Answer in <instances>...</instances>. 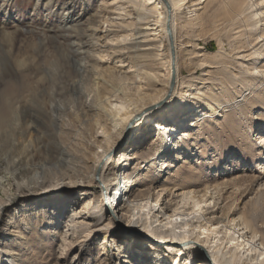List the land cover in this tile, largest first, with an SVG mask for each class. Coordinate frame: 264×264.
<instances>
[{
  "label": "bare ground",
  "instance_id": "1",
  "mask_svg": "<svg viewBox=\"0 0 264 264\" xmlns=\"http://www.w3.org/2000/svg\"><path fill=\"white\" fill-rule=\"evenodd\" d=\"M14 5V0H3L0 4V14L13 13ZM94 5L93 0H37L35 6L38 14L43 11L44 16L49 19L56 10L66 17H61L56 26H50L51 22L46 19L41 28H38L37 21H33L30 29L26 30L30 33L28 41H19L22 36L21 25H16L14 34L5 31L7 23L5 28H2L1 56L4 63L0 71L3 76L10 77L4 81L5 88L0 94V157L8 163L6 172L13 179L18 181L23 165L32 168L35 175L26 182L13 184L17 197L14 198L12 193L5 192L6 201L0 204V218L4 205L19 198L24 203L29 196L39 190L51 189L57 182L63 184H57L56 188L65 184L72 188L79 184L88 187L90 190H83L86 197H90L92 193L89 191L97 186L102 193V204L93 205V209L100 212L98 223L91 212H74L67 221L68 231L65 238L71 229L72 235L76 236L78 219L90 221L81 224L86 231L99 226L100 222H104L105 214L102 212L106 209L110 221L124 225L127 218L131 219L133 224L125 226L130 231L147 235L152 238L150 241L157 239V244L165 242L170 251L177 252L179 256L200 254V257L207 259L204 264H264V233L258 239L261 232L255 228L253 220L242 221L235 217L233 223L230 224L229 221V224L222 225L228 218L224 221L212 216L215 209L225 200H222V195L227 188L221 187L229 184L223 183L214 187L206 185L202 188L204 182L195 181L184 187L182 195H177L176 198L182 199V203H168V194L164 196L165 199L160 200L161 192L166 191L164 189L159 190L160 194L155 199L152 194L138 195L136 188L140 180H135L134 173L125 172L129 158L125 152L115 154L116 148L128 138L129 133L134 130L135 138L143 136L146 132L141 129V124L146 120H150V123L157 117L153 125L159 131V151L165 153V156L161 157L163 167L166 166L171 147L169 148V138L164 135L168 131L181 132L179 135L182 137H179V140L182 144L179 146H184L185 138H191L190 131L185 129L186 126L190 127L191 123L198 122L201 116L216 114L217 109L222 106L218 101L228 94L224 91L218 98L214 92L211 96L205 95L208 101L203 103L204 110L200 112L199 108H196L198 104L188 101L186 106H178L173 113L167 114L168 116L159 115L162 105L158 104H169L179 95L177 16L184 15V21L190 18L188 26L197 31L203 23V14L199 13L202 10L207 9V20L217 24L220 18L222 23L233 21L235 18L239 21L245 7H248L249 10L255 9V13L252 12L253 18L258 19L255 26H263L264 0H230L226 4L223 0H102L97 12ZM209 12L212 13L209 15ZM104 13L108 14V19L104 18ZM126 17H133L131 19L134 22L125 24L123 20ZM101 22L106 23V28H110L109 33L113 34L110 38L97 37L96 28ZM114 27L125 34L111 30ZM184 27L185 25L182 26ZM185 29L190 33L189 27ZM259 32L257 38L251 39L249 36V47L257 41L258 44L264 45V29ZM157 38H164L161 47H156ZM128 41L135 43L129 47L122 44ZM97 46L101 47L100 54L96 52ZM222 46L220 42L221 49ZM236 48L240 52L248 49L239 46ZM160 50H165V55L161 54ZM122 54L132 58L136 65L135 73L129 74L126 71L129 62L128 58H121ZM253 55L262 57L264 52L261 49L254 50ZM162 57L165 58L164 62H160ZM196 57L194 59H197ZM114 59L117 60L115 63ZM9 62L12 65L10 70L6 66H10ZM143 62L150 66L161 65L160 71L166 69L163 76L167 81L166 86L164 82L158 83L163 78L161 73L138 69L139 63ZM198 64L208 67L202 60L196 65ZM210 68L219 69L217 66ZM260 69L258 66L249 67L248 72L264 73L263 69ZM231 75H234L232 71H226V78ZM252 78L254 79L244 76L242 79L246 89L240 99H249L246 94L249 92L251 95L252 82L257 77ZM137 79L142 82H139L140 86L133 88L138 83ZM230 79L232 80V77ZM229 82L227 87L224 85L222 88H232H229V97L234 99L237 90L234 92L231 84L235 81ZM145 83L152 84L155 88L163 85L164 88L153 96L143 97L139 92ZM132 89L136 90L137 96L134 99L129 96ZM261 89L260 95L264 92V85ZM170 93L168 101H164ZM182 95V99H185L184 93ZM191 95V99L200 98V94ZM210 101L218 103L219 107H213ZM250 101L253 105L264 106V98ZM189 120L191 121L188 122ZM172 121L175 123L171 124ZM229 121L233 123L234 117ZM98 131H102L109 139L108 144L103 145L101 141L96 140ZM7 146L10 148H6ZM98 148L103 149L101 154H96ZM116 155L120 156L119 161L122 162L120 171L111 167ZM154 160L158 159L153 157L151 161ZM47 164H52L53 168L44 169ZM40 170L44 173L42 176ZM3 179L0 171V194L4 187ZM239 185L238 183L234 186L240 188ZM92 203L90 202V205ZM137 209L140 217H137ZM143 216L146 218L143 219ZM139 221L143 222V225H140ZM94 222L95 225L91 226ZM95 231L98 230H92L90 233H97ZM88 237L87 235L86 239ZM156 264H159V261H156Z\"/></svg>",
  "mask_w": 264,
  "mask_h": 264
},
{
  "label": "rangeland",
  "instance_id": "2",
  "mask_svg": "<svg viewBox=\"0 0 264 264\" xmlns=\"http://www.w3.org/2000/svg\"><path fill=\"white\" fill-rule=\"evenodd\" d=\"M36 1L14 0L13 13L0 14V35L2 36V28H5L6 23L8 25L5 31L9 34H14L16 25H21L22 36L19 41H28L30 33L26 32V30L30 29L32 22L37 21L39 24L38 28H41L47 19L43 11L38 14L35 6ZM93 1L95 2L94 10L97 12L100 10L102 0ZM223 1L226 4L230 0ZM254 11L255 9L249 10L248 7H245V11L239 21L235 18L233 21L229 20L222 23L220 18V22L214 24L206 18L207 9L202 10L199 13L203 14L201 18L203 23L202 27L197 29V31L192 26H188L190 18L184 21L182 19L184 15L177 16L176 31L178 30V34L176 35L178 41L176 48L178 51L179 95H176V99H173L169 104L159 103V106L162 105L159 115L168 116L167 114L173 113L178 106H186L188 101L198 104L196 108H199L200 112V110H204L202 108L203 103L208 101L205 95H210L214 92L213 94L218 98L224 91L228 94L221 97L218 101L222 105L220 108H218V103L210 101L213 107L218 108L216 114L201 116L198 122L191 123L190 127L186 126L185 129L190 131L191 138H185L184 146H179L182 144V141L179 140V137H182L179 135L181 132L168 131L164 135L165 138H169V148L171 147L170 154L166 158L168 160L166 166L163 167L162 158L165 153L161 150L159 151L161 147L159 144V131L153 125L157 117L150 123V120H146L141 124V129L146 132L143 136L135 138L134 130L129 133L128 138L123 143H120V146L117 145L115 154L125 152V155L129 158V161H127L129 165L125 172L134 173L135 180H140L136 188L138 195L140 193L146 196L152 194L155 199L160 194L158 193L159 190L164 189L166 191L161 192L160 200L165 199L164 196L168 194L166 198L167 202L169 201L168 203L181 202L182 199H177V195H182L184 187L195 181L204 182L205 185L202 188L206 185L214 187L223 183L229 184L221 187L227 188L224 189V194L222 195V200L223 198L225 200L220 205L221 207L218 206L215 209V214L212 216L224 221L228 218L222 225L229 224V221L231 224L235 217L242 221L245 219L253 220L255 228L261 232L258 236L259 239L264 233V106L253 105L250 100L264 98V92L260 95L261 88L264 85V73L248 72V68L258 66L264 72V55L262 57L253 55L254 50L261 49L264 52V45L263 43L258 44L257 41L249 47L248 42L249 36L251 39L257 38L258 33H260L259 30L264 29V25L255 26L258 19L253 18L254 14L252 12ZM210 13L212 12H209V15ZM52 14L47 19L48 22H51L50 26H56L61 17H66L65 14L56 10ZM101 15L103 14L101 13ZM104 18L108 19V14L104 13ZM110 18H116V16H110ZM131 18L126 17L123 22L125 24L134 22ZM183 25H185L184 28H182ZM106 26V23L103 22L98 24V28H96L97 37L110 38L113 35L109 33L110 28H106ZM216 26L218 28H215ZM186 27L190 28V33L186 32ZM116 28H111V30H117ZM117 31L118 34H125V32ZM195 32L197 34L194 35ZM1 36L0 69L1 67L3 68L2 63H4L1 56ZM157 39L156 47H161L164 38ZM220 42L223 45V49L220 48ZM134 43L133 41H128L122 44L129 47ZM189 45L190 47H188ZM237 46L248 47V49H243L240 52L236 50ZM100 50L101 47L97 46L96 52L98 54L101 53ZM163 51L165 50H160V53H164ZM200 55L203 56L201 58L196 57ZM122 56V59L128 58V67L124 66L126 71L129 74L135 73L136 65L132 58L127 54H122ZM195 57L197 59H194ZM164 59L162 57L160 62H164ZM200 60L206 62L208 67H202V64L196 65ZM116 61L114 59L113 63ZM139 64V70L143 69L156 74L161 73L160 76L162 77L166 74L165 68L162 71L159 70L161 65L150 66L145 62ZM120 65L121 63L119 62L118 66ZM6 66L8 69L12 67L11 63L10 66L9 64H6ZM212 66H217L219 69L210 68ZM124 68L122 72L125 71ZM226 71H232L234 74L230 76L235 81L232 82L234 85L231 84V87H234V92L237 90L234 99L229 97L230 87L226 88L227 90L222 88L229 81H232L229 77L226 78ZM5 76L0 71V94L5 88L4 81L10 77L9 75ZM244 76L247 79H254L252 78L253 76L257 77L252 82L251 95H249V92L246 94L249 99L239 98L243 94V90L246 89L242 84ZM162 79L158 83L164 82V86H166V79L164 77ZM137 82V85H134L133 88L140 86L139 82L142 81L137 79ZM142 86L144 87L139 94L143 97L153 96L157 91L164 88L163 85L155 88L149 83L142 84ZM181 91L182 94L184 93L185 99H182ZM135 92L136 90L133 89L129 92V96L132 99L137 96ZM191 93L200 94V98L191 99L193 98ZM170 96L171 93L164 98V101H166L165 99L168 101ZM232 117H234L235 121L230 123L229 120ZM227 121H229V124ZM188 122L187 125L189 124ZM173 123L175 122L172 121L171 124ZM95 138L97 141H101L103 145L109 142V139L104 136L102 131H98ZM6 148L10 147L7 146ZM133 150L137 151L134 153ZM5 151L10 152L9 150ZM102 151L103 149L98 148L96 154H101ZM153 157H156L159 161H151ZM17 158L15 157V159ZM119 159L120 156L116 155V160L111 165L113 170L117 169V171H120L122 162ZM46 166L44 169L53 168L52 164H47ZM7 168L8 163L5 162L4 158L0 157L1 177H4L0 204H4L6 201L5 192H8V194L12 193L14 198L17 197L13 184L26 182L35 175L32 168L23 165L20 171L21 175H19L17 181L7 174ZM41 170L39 172L42 176L44 173ZM62 171L59 172L62 173ZM56 180L57 177L54 179V183ZM59 183L62 182H57L55 187H52L55 189L39 190L36 194L29 196L24 203L19 198L11 204L4 205L0 218V264H156V261H159V264H193V261H195V264H204L207 262V259L203 256L200 257V254L197 256L190 254L185 257L179 256L177 252L170 251L171 249L165 242L157 244V239L150 241L152 238L147 237V235H139L130 231L125 227L133 224L129 218H127L128 220L125 221L124 225H117L110 221L109 216L106 215V209L102 212L105 214L104 222H100L99 226L92 227L86 231L81 224L82 222L90 223V221L78 219L76 220L79 225H76L78 234L76 233V236L72 235L71 229L69 233L67 232L65 238V233L68 231L67 221L75 214L74 212L82 214L86 211H88L87 213L91 212L92 217L98 223L100 212H96L93 209V205L102 204V193L99 187L94 186L89 191L92 195L86 197L83 190H90L88 187L79 184L72 188L69 187V184H65L56 188ZM238 183L241 186L240 188L234 186ZM86 184L90 186L89 183ZM10 190L12 192H9ZM171 195L172 197L170 198ZM76 202L77 204L75 205ZM90 202L93 203L90 205ZM181 207L183 208V206ZM138 210H136L137 214ZM63 212L64 214H62ZM137 217H140L139 214ZM145 218L143 216V219ZM139 222L140 225H143V222ZM93 225H95V222L91 226ZM96 229L98 230L95 231L97 233H90V231ZM87 235L89 237L86 239ZM90 239L91 241L89 242L88 240ZM205 250L207 251L206 248ZM196 257L199 259H196Z\"/></svg>",
  "mask_w": 264,
  "mask_h": 264
},
{
  "label": "snow or ice",
  "instance_id": "3",
  "mask_svg": "<svg viewBox=\"0 0 264 264\" xmlns=\"http://www.w3.org/2000/svg\"><path fill=\"white\" fill-rule=\"evenodd\" d=\"M193 264H195V261H193Z\"/></svg>",
  "mask_w": 264,
  "mask_h": 264
}]
</instances>
